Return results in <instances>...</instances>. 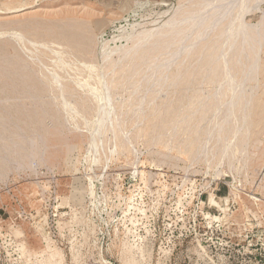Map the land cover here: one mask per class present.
Masks as SVG:
<instances>
[{"label": "rangeland", "instance_id": "1", "mask_svg": "<svg viewBox=\"0 0 264 264\" xmlns=\"http://www.w3.org/2000/svg\"><path fill=\"white\" fill-rule=\"evenodd\" d=\"M216 1L0 0V264H264V39L233 92L204 48L228 19L129 67Z\"/></svg>", "mask_w": 264, "mask_h": 264}, {"label": "bare ground", "instance_id": "2", "mask_svg": "<svg viewBox=\"0 0 264 264\" xmlns=\"http://www.w3.org/2000/svg\"><path fill=\"white\" fill-rule=\"evenodd\" d=\"M246 1L249 0H219L212 5L207 4L203 6V8H201L197 14L194 12H185L180 15L178 19L180 20V24L187 22L188 28L186 31L180 27H174L170 33H165L164 38H157L152 41L151 36L147 34L141 35L137 44L135 45V50L130 54L131 62L129 67L135 68L146 64L150 60L161 59L164 61V63L161 64V68L166 70L168 69L169 59L175 57L177 54L175 48L177 44L187 40V37L195 31L193 38L189 40L190 43L187 45V53H189L196 44L206 41L205 37L211 26H216L222 22V20L228 19L229 22L232 21L236 29L230 38L228 37L224 40L226 45H223L222 42L221 44H218L217 42L207 41L204 45V48L207 47L208 44L211 45L208 48V62L211 64L216 60L218 65L214 66V68H217L220 73H223L224 75L227 74L226 77L223 78V81L220 83L217 81L218 85L215 88V93L220 92L221 89H223L225 93L229 90L233 92L236 89H240L243 81L249 75L253 74L257 68V46L255 42H262L261 40L264 39V17L255 26H253V33H251L242 23L243 15L247 11V8L244 4ZM251 1L253 3L255 0ZM184 32H187V34L183 35ZM180 34H182V37H179ZM223 35L224 32L222 33V36ZM233 37H235V39H231ZM238 43H240V45ZM146 44H149V46L142 48V46ZM243 45H246V54L250 53L253 55V57H246V59L249 60V65L246 68L247 76L245 79L239 82L236 80L234 81L231 77H228L231 73V68L229 66L231 65L230 59L232 57L231 55H233L232 53H234L233 56L237 61L239 59L238 57L242 55L241 52H243ZM203 50L202 55L204 53ZM179 65H181V63ZM241 72H243V70ZM207 73H209V71ZM207 73L205 75H207ZM224 91L221 93V97L224 95ZM234 95L235 94H232L231 96Z\"/></svg>", "mask_w": 264, "mask_h": 264}]
</instances>
